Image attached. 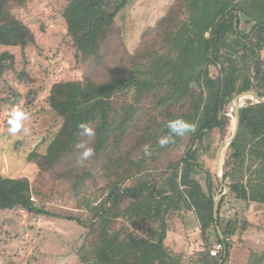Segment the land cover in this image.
I'll return each mask as SVG.
<instances>
[{"label": "trees", "instance_id": "obj_1", "mask_svg": "<svg viewBox=\"0 0 264 264\" xmlns=\"http://www.w3.org/2000/svg\"><path fill=\"white\" fill-rule=\"evenodd\" d=\"M132 1L71 0L62 11L84 74L52 86L50 106L63 125L45 155L31 156L42 174L69 183L78 200L89 181L95 187L103 177L105 198L81 199L91 219L53 214L33 201L38 192L28 178L0 175V210L76 222L87 231L78 250L82 264H228L233 237L249 225L236 218L222 228L224 198L219 213L224 240L219 236L214 219L219 180L199 162L197 145L215 130L227 138L232 126L227 109L239 94L252 90L264 98V0H175L131 51L116 20ZM25 2L0 0V79L17 74L15 55L2 48L36 44L33 31L14 13ZM24 75L25 70L17 74L21 80ZM174 119L195 131L172 136L167 124ZM80 123L95 136H81ZM166 135L171 142L161 147L158 138ZM82 141L95 149L83 167L76 147ZM91 162L103 175L91 170ZM198 171L205 174V187L195 178ZM223 176L237 200L264 207V104L247 100L242 108ZM190 213L199 221L204 245L191 255L167 244L173 219ZM219 244L225 250L212 255Z\"/></svg>", "mask_w": 264, "mask_h": 264}, {"label": "rangeland", "instance_id": "obj_2", "mask_svg": "<svg viewBox=\"0 0 264 264\" xmlns=\"http://www.w3.org/2000/svg\"><path fill=\"white\" fill-rule=\"evenodd\" d=\"M70 1L26 0L25 6L14 11L33 31L36 44L26 49L2 48V51L15 55L17 74L25 70V75L22 80L17 74L0 79V175L12 179L28 178L33 184V191L38 192L37 196H33V201L53 214L91 219L92 215L80 205L82 200L102 201L107 193L106 180L100 177L95 187L89 181L86 195L78 200L69 183L56 180L51 173L42 174L38 160L35 157L31 159L33 152L39 156L47 153L63 125V120L50 106L52 86L60 82L82 80L84 74L81 64L76 62L75 48L69 42L66 21L62 15ZM174 2L134 0L118 15L116 25L122 31L129 50L133 51L139 46L142 34L154 27ZM242 28L250 30L245 22ZM213 73L216 75L217 70L213 69ZM15 94L21 95L20 101L15 102ZM14 106H19L27 113L24 121V127L29 129L27 134L22 131L13 136L8 132V113ZM227 112L232 119L227 138L220 130H215L197 145L199 162L211 171L215 179L217 150L234 130L232 105ZM90 168L103 175L92 162ZM195 178L206 186L204 173L198 171ZM214 189L216 198L224 193L220 182L215 184ZM225 200L222 228H226L228 222L236 218L240 221L239 225L243 221L249 225L245 233L233 237V249L237 248L243 254L233 260L230 257L228 264H239L242 256H247L244 264H264V207L237 200L231 191ZM197 220L194 213L188 214L184 220L178 217L173 219L172 229H193L197 226L196 222L199 223ZM260 229L262 233L258 231ZM86 233L76 222L33 215L22 209L0 210V264H82L78 250ZM173 238L175 243L176 237ZM196 240L202 241L200 236Z\"/></svg>", "mask_w": 264, "mask_h": 264}, {"label": "clouds", "instance_id": "obj_3", "mask_svg": "<svg viewBox=\"0 0 264 264\" xmlns=\"http://www.w3.org/2000/svg\"><path fill=\"white\" fill-rule=\"evenodd\" d=\"M27 119V113L20 108L19 106H14L11 108V110L8 113V132L15 136L18 133H21L23 131L24 134H27L29 132V129L24 127V121ZM167 127L169 129V132L172 134V136H184L189 132H194L195 128L192 124L188 123L187 121L183 119H174L170 120L167 124ZM78 128L80 130V135L92 138L95 136V131L92 127H90L86 123H80L78 125ZM171 142L170 136H162L158 138V144L161 147L166 146ZM78 149H80V155L78 158V164L80 166H85V162L92 157L95 154V149L91 146H89L87 141H82L76 145ZM144 151H149V145L144 146Z\"/></svg>", "mask_w": 264, "mask_h": 264}, {"label": "water", "instance_id": "obj_4", "mask_svg": "<svg viewBox=\"0 0 264 264\" xmlns=\"http://www.w3.org/2000/svg\"><path fill=\"white\" fill-rule=\"evenodd\" d=\"M247 100H251L253 105L254 104H264V98L258 92L252 91V90L239 94L233 100L231 105H232V108L235 114L234 130L230 138L222 141V143L220 144L217 150L216 158H215L216 175L218 177V180L222 188H224V193L215 199V204H214V219L216 221V228H217L218 234L222 240H224L225 237H224L223 230L219 223V219H220L219 213H220V208H221L224 198L226 197L227 193L231 191V188L225 184L224 176H223V169H224V164H225V153L228 150V148L235 142L238 136L240 126H241V110L242 108L246 106ZM227 254L228 252L226 250L225 257H227Z\"/></svg>", "mask_w": 264, "mask_h": 264}, {"label": "crops", "instance_id": "obj_5", "mask_svg": "<svg viewBox=\"0 0 264 264\" xmlns=\"http://www.w3.org/2000/svg\"><path fill=\"white\" fill-rule=\"evenodd\" d=\"M196 223H197V226L193 229H191V228H189L187 230H185V229H177V230L172 229L168 233L167 244L170 247H172L173 249H175V251L186 252L188 254H193L194 251L203 250L204 249L203 242L196 240V239H198L199 236L201 238V230H200V227L198 225L199 223L198 222H196ZM258 231H261V233H262L263 230L260 229ZM261 233H259V234H261ZM174 236L176 237L175 243H173L174 242V238H173ZM251 236H252V232H251ZM195 241H197V243H195ZM262 241H264V240H262ZM232 251H233V253H232V255H230L232 260L237 255L243 254L237 248L233 249ZM246 257L245 256L240 257L241 262L239 260V264H244V260L246 259ZM231 264H234V262H232Z\"/></svg>", "mask_w": 264, "mask_h": 264}, {"label": "built area", "instance_id": "obj_6", "mask_svg": "<svg viewBox=\"0 0 264 264\" xmlns=\"http://www.w3.org/2000/svg\"><path fill=\"white\" fill-rule=\"evenodd\" d=\"M225 250V247L221 244L217 245L216 246V250L214 252H212V255L216 256L218 254V252L222 251V250Z\"/></svg>", "mask_w": 264, "mask_h": 264}, {"label": "bare ground", "instance_id": "obj_7", "mask_svg": "<svg viewBox=\"0 0 264 264\" xmlns=\"http://www.w3.org/2000/svg\"><path fill=\"white\" fill-rule=\"evenodd\" d=\"M223 250H224V249H223ZM223 250H222V251H223ZM222 251H220V252H222ZM225 255H226V251H225Z\"/></svg>", "mask_w": 264, "mask_h": 264}]
</instances>
